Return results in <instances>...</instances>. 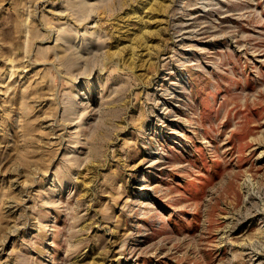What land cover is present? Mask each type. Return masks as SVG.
<instances>
[{
	"label": "rangeland",
	"instance_id": "1",
	"mask_svg": "<svg viewBox=\"0 0 264 264\" xmlns=\"http://www.w3.org/2000/svg\"><path fill=\"white\" fill-rule=\"evenodd\" d=\"M0 264H264V0H0Z\"/></svg>",
	"mask_w": 264,
	"mask_h": 264
},
{
	"label": "bare ground",
	"instance_id": "2",
	"mask_svg": "<svg viewBox=\"0 0 264 264\" xmlns=\"http://www.w3.org/2000/svg\"><path fill=\"white\" fill-rule=\"evenodd\" d=\"M226 5V4H225ZM192 31V30H191ZM12 92V91H11Z\"/></svg>",
	"mask_w": 264,
	"mask_h": 264
}]
</instances>
